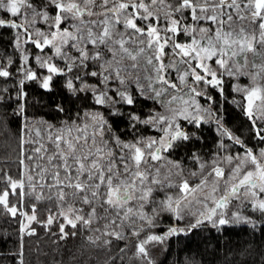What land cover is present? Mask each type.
Instances as JSON below:
<instances>
[{
	"label": "snow or ice",
	"instance_id": "6c2138e0",
	"mask_svg": "<svg viewBox=\"0 0 264 264\" xmlns=\"http://www.w3.org/2000/svg\"><path fill=\"white\" fill-rule=\"evenodd\" d=\"M0 11L4 14L0 28L16 30L12 43L20 54L21 85L25 80L37 81L42 89L52 91L54 77L75 69L64 88L70 97L91 98L87 110H78L62 127L48 126V147L40 143L28 155L23 145L29 141L21 136L20 164L39 162L25 166L27 185L24 178L7 177V187L0 193V206L7 213L25 216L31 224L37 220V205L32 204L28 215L21 211L26 199L54 204L57 211L49 209L45 226L62 218L61 239L68 235L66 225L91 229L100 221L105 222L101 236L120 239L122 233L116 229L124 221L139 218L153 226L164 212L177 219L192 215L191 228L205 221L222 226L229 219L220 210L235 199L249 202L253 211L264 216V148L257 152L246 147L227 130L224 133L241 146L242 153L210 162L194 153L191 159L200 172L189 177H202L195 186L188 178L178 185L170 183L173 176L183 177L180 162L168 161L171 167L163 179L157 167L164 153L196 137V131H187L183 122L199 129L215 119L222 129L214 109L229 103L230 78H251L250 87L232 86L242 100L231 102L239 105L254 137L264 144V63L248 58L251 53L264 59V0H0ZM29 43L39 50L35 68L29 66L24 47ZM46 49L52 50L51 56L44 54ZM6 63L13 61L9 58ZM11 75L0 60V77ZM25 95L18 92L20 99ZM56 110L65 112L63 103ZM125 120L133 133L130 140L122 139L124 133L115 129L118 121ZM150 128L157 130V136L144 135ZM22 131L34 132L37 141L45 134L43 128L25 126ZM221 161L230 167H222ZM33 171L35 176L30 174ZM170 187H178L180 195L154 199L155 192ZM13 196L16 204L10 202ZM145 206L151 207V216ZM193 206H198L197 212L186 211ZM231 218L253 223L239 212ZM28 224L21 223V232ZM176 231L170 228L163 237L149 235L137 245L138 254L147 257L146 244L162 242Z\"/></svg>",
	"mask_w": 264,
	"mask_h": 264
},
{
	"label": "trees",
	"instance_id": "16d2710c",
	"mask_svg": "<svg viewBox=\"0 0 264 264\" xmlns=\"http://www.w3.org/2000/svg\"><path fill=\"white\" fill-rule=\"evenodd\" d=\"M15 32V29L0 28V60L12 72L8 78L0 77V193L7 187L6 180L9 176L13 180L24 178L27 185L26 175L29 173L25 166L33 167L39 162L25 160L24 165L20 164L21 136L29 141L23 148L28 155H33L34 149L40 143L48 147L49 125L63 126L70 116L74 117L78 110H87V106L91 104L90 97L84 99V94H81L80 99L70 97L64 88L65 81L76 74L75 69L69 75L54 77L52 91L42 89L37 81L25 80L21 85L19 81L24 77L17 73L21 63L20 54L12 43ZM24 47L29 55V66L35 68L34 57L39 54V50L30 43ZM9 58L13 61L11 65L6 63ZM55 61L64 67L62 61ZM42 74H47L46 70H42ZM229 85V103L217 106L219 111L214 109L221 118L222 129L213 122L204 123L199 129L183 122L187 131H196L197 135L191 141L182 142L178 150L168 153L173 160L189 169L198 170L199 164L191 159L194 153L203 161H210L215 155L242 153L241 146L234 144L223 130L244 141L246 147L257 150L264 146L254 137L252 125L239 105L231 102L233 99L241 101V98L232 90L230 81ZM20 91L26 94L23 99L18 98ZM60 103L65 108L63 113L56 110V105ZM21 104L24 106L23 112L20 111ZM143 110L147 112L148 108L144 107ZM25 126L29 129L37 126L43 128V139L37 141L34 132L24 133L22 130ZM115 129L124 133L122 139L132 138L133 133L126 120L118 121ZM156 134L157 130L152 128L144 133L146 136ZM221 144L224 145L223 148L220 147ZM30 174L36 175L35 171ZM36 191L39 192L40 189L37 188ZM178 193V187L165 188L155 192L154 199L159 201L168 195L175 197ZM10 202L16 204L17 197H10ZM25 204L26 207L21 211L29 215L32 214V204L37 205V220L29 224L27 231L23 232L20 226L24 216L13 217L0 206V264H132V255L136 259L133 254L134 244L138 236L142 235V229L162 231L164 227L175 223L172 213L167 212L157 216L153 226H149L147 221L134 218V221H124L123 226L116 229L122 233L120 239L115 236H101L104 221L94 222L91 229L83 226L73 229L66 225L65 232L68 235L61 239L59 224L64 222L62 218L50 226H45L49 209L53 213L57 211L54 204L47 201L37 202L34 198L26 199ZM144 211L149 216L152 215L150 206H145ZM252 221L253 223L248 224L228 223L222 226L204 222L196 228L177 230L168 237L163 252L152 264H264V216L259 213ZM97 228L101 231H96ZM73 232H76L75 236L71 234ZM97 236H101V239L93 242ZM104 240H109L110 243L104 244Z\"/></svg>",
	"mask_w": 264,
	"mask_h": 264
},
{
	"label": "rangeland",
	"instance_id": "374dc122",
	"mask_svg": "<svg viewBox=\"0 0 264 264\" xmlns=\"http://www.w3.org/2000/svg\"><path fill=\"white\" fill-rule=\"evenodd\" d=\"M1 12L2 11H0V18H2L3 15H4ZM9 18H10V14H9ZM44 54L46 56H51L52 55V50L51 49H46ZM248 58H249L250 61H253L256 64L264 63V59H262L261 56H253V54L249 53L248 54ZM240 60H241V63H243L244 58L241 57ZM53 62L56 63V61H53ZM57 66L62 67L59 64H57ZM250 71H254V69H250ZM226 79H229V78H226ZM229 81L232 84L231 86L239 85L241 88H243V87H250L252 85L251 78L249 76H241L238 79L237 78H230ZM262 82H264V81H262ZM236 94L242 100V94L241 93H236ZM200 102H201V104L204 107H208V105L206 103H204L203 100H201ZM216 115L218 116L217 113H216ZM211 122H213L214 124H216V126L218 124L217 120H215V119H213ZM219 122L221 123V121H219ZM262 126H264V125H262ZM60 127H62V126H60ZM60 127L55 126V128H60ZM36 128H38V126L35 127V129ZM219 129H221V128H219ZM153 136H157V134L156 135H153ZM260 148H264V146L263 147H260ZM259 149H257L256 151L258 152ZM236 154H238V153H234L233 155L235 156ZM163 155H164L165 158L162 159L157 164V167L160 169V178L161 179H163L167 175L168 170L171 167V165L168 163V161L177 162V161L173 160L168 155V153H164ZM224 156H227V155H224V154H222V155H215L213 158H211L210 161H212L214 158L217 159V160H220ZM182 166L184 168L183 177L181 178V177L173 176L172 179H171V181H170V183H174V184L178 185L182 181L183 178H188V179H190L192 186H195V184H198L199 181H200V179H202V177H200L199 175L194 176V177H189V173L196 172L197 174H199L200 168L198 167V170H192V169H189L185 165H182ZM221 166L222 167H225L226 169L228 167H230L226 162H223V161H221ZM173 171L174 172H177V171H179V169H173ZM153 175H155V169L153 170ZM203 194L204 193H197V195H203ZM178 195H180V193H178ZM178 195H176V196H178ZM171 196H173V195H171ZM130 206H132L131 205V202H130ZM186 211L195 213V212L198 211V206H193L191 209H188ZM220 211H224L225 212L226 217L229 219V223H239V222H234L232 220V218H231V214L234 213V212H239L244 217H251L252 220L254 219V217L256 215L259 214V212L253 211V209L251 208L249 202H241L238 199L233 200L226 209H222ZM172 215H173V219L175 220V223L173 225L164 227V229L162 231H156V230H152L151 231V229H148L147 230V228L142 229V235L141 236L140 235L138 236V240L134 244V248H135V252L136 253L133 252V254H135L136 259H134L133 258V255H132V257H131L132 264H148V261L149 260H151V262L156 261L160 257L161 253L163 252V250L165 248V245H166V242H167V239L170 236V235H168L166 237V239H164L162 242H149L148 244H146L145 245V248H146V251L148 253V256L147 257H144V256L138 254V252H137V245L140 244L142 241L146 240L149 235H159V236H162L163 237V236H165L166 233L169 232V229L170 228H176L177 230H187L189 227H191L192 224L195 223V218L192 215H185L181 219H177L174 214H172ZM205 222L206 223H209L210 225H213L211 222H208V221H205ZM22 223L28 224V221H27V219H26L25 216L23 218V222ZM28 226H29V224H28ZM27 228L25 229L26 231H27ZM28 231H30V230H28ZM139 233H141V231Z\"/></svg>",
	"mask_w": 264,
	"mask_h": 264
}]
</instances>
